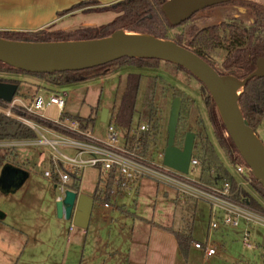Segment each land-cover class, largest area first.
Segmentation results:
<instances>
[{"label": "rangeland", "instance_id": "374dc122", "mask_svg": "<svg viewBox=\"0 0 264 264\" xmlns=\"http://www.w3.org/2000/svg\"><path fill=\"white\" fill-rule=\"evenodd\" d=\"M250 1L264 6V0ZM89 17L91 22L100 27L112 22L116 14L107 11L93 13L90 16H76L80 21L83 19L88 21ZM234 17H239L244 26L250 25L253 21L248 10L219 5L200 12L190 23L188 22L187 28L175 29L170 31L169 35L173 37L181 32L187 33L190 27H194L195 30L202 29L222 21H229ZM208 57L218 65L224 58V52L217 49ZM128 74L150 75L151 78L159 76L164 81V83L162 81L156 83L154 93V104L163 126L162 137H166L164 128L167 125L171 102L174 98H180L178 124H183L186 133L196 135L197 145L193 148V156H201L199 146V135H201L212 145L226 171L233 174L232 166L216 141L199 83L189 74L175 69L170 64L160 62L158 69L155 70L123 68L105 77H94L63 86L60 92L66 97L64 113L72 117L94 119L93 126L90 127L91 138L97 143L108 144V125L113 127L111 123L125 91ZM4 78H12L20 82L17 95L18 99L25 103L35 93L44 98L51 95V92L42 87L37 92L36 87L40 84L38 79L23 75L4 76ZM101 110L108 111L105 123L100 121ZM55 116L54 108L46 112L49 120L54 119ZM144 124H148L145 119L140 125ZM136 127L135 117L130 131L133 132ZM218 132L223 133V138L226 137L225 132L220 129ZM114 133L118 137L116 147L121 148L125 132L114 129ZM255 135L264 146V118L257 126ZM57 149L68 157L75 155L74 150ZM160 150L162 149L157 151ZM35 151L37 150L33 148H18L16 153L19 164L25 160L31 164L27 165V169H30L29 178L14 194L7 196L0 194V212L5 215L3 223H0V264H56L61 260L66 261L65 264L73 260L74 264H103L104 261H108V264L112 262L123 264L125 254L130 250L134 252L137 248L146 249L151 231L158 227L191 231L192 243L188 249L191 255L201 254L200 251H195V243L204 244L215 240L220 245L221 260L218 264H264V235L260 229H249L251 242L258 246L257 250L243 247L242 228L226 230L221 239L220 234L214 235L207 229L208 205L199 201H182L173 188L148 177H143L127 187L112 188L108 209L104 207L103 195L106 172L98 168L82 169L80 187L90 191L97 188V200L93 204L89 225L86 230H82L72 226L71 222L58 220L54 217L53 210H48L46 207L47 204L52 206L53 200L52 196H46L51 193L55 195L56 192L48 186V180L41 176L44 169H48L47 166L45 164L40 167L33 166L36 162ZM37 157L39 158V155ZM98 176L101 177V182L97 187ZM195 176V172L189 171L187 174L188 178ZM247 191L264 206V200L251 188ZM114 254H117L115 258ZM76 256L79 262L75 259ZM122 256L125 257L121 260ZM193 256L189 264H201L199 256L194 258Z\"/></svg>", "mask_w": 264, "mask_h": 264}, {"label": "trees", "instance_id": "16d2710c", "mask_svg": "<svg viewBox=\"0 0 264 264\" xmlns=\"http://www.w3.org/2000/svg\"><path fill=\"white\" fill-rule=\"evenodd\" d=\"M166 1L167 0H122L108 7L84 10L86 13L112 11L116 14V17L112 20V22L100 27H87L72 31H51L47 29L23 33L0 32V38L14 42L50 43L100 39L108 37L115 31L146 34L161 40H171L202 59L213 70H215L217 74L221 76L230 75L239 80H243L251 74L256 69L257 61L260 58H264L263 5L250 0H239L222 4L239 6L249 10L253 16V23L250 27L244 28L241 23L234 21L230 24H221L220 26L214 25L209 28L197 30H195L194 27H190L187 33L181 32L171 37L169 35L170 31L182 27L187 28L188 22L190 23L197 14L192 16L188 21L180 26L172 27L161 10L162 5ZM96 5V2L93 1L83 2L77 6V8H71L66 11V13L74 11L75 9L83 10L86 7H93ZM217 49L225 52L224 59L219 67L208 57ZM158 64H160V62L155 60H131L124 58L98 68L80 72L36 75L17 71L0 63V83L16 85L17 91L14 98H18L17 92L20 82L12 78H4V76L23 75L35 78L40 80V84L36 87L37 91L40 87H42L51 93H59L60 88L63 86L79 83L94 77H105L108 74L114 73L123 68L155 70L158 69ZM171 66L177 70L187 73L180 67L174 65ZM192 79L199 83L195 78L192 77ZM159 81L164 83L162 78L159 76L151 78L150 75L128 74L126 77L125 91L120 98L113 117V124L115 128L125 132L126 146H128L129 149L136 148V151L142 154H144L146 149H152L154 151L164 149L166 143V137H162L163 126L160 122V117H158L157 109L154 104L156 83ZM199 85L203 94L207 114L212 123L216 141L220 149L223 151L224 156L232 168L235 165L241 164L248 171V168L237 154L229 137L226 136L223 138V133L218 132L219 129L223 132L225 131L218 118L214 103L205 88L200 83ZM238 104L242 117L248 122L250 128L255 133L257 126L264 118V78H253L248 81L239 97ZM2 105L3 103L0 101V106L2 107ZM95 110H97V107ZM64 117L77 120L82 129H87L88 126H93L94 123V119L91 117L83 119L77 116L72 117L65 113ZM135 117L137 118V127L140 126L143 119L147 120V125L150 127L149 131L141 136V140L138 144L134 143V136L129 135V131ZM43 125L52 128L49 124L43 123ZM53 130L58 131L57 129ZM164 130L166 136V126ZM185 134L186 130L184 129L183 124H178L175 136V146L179 148L182 147ZM35 138V134L30 129L0 114V142L33 140ZM196 145L195 135L194 148H196ZM199 146L201 156H194V158L198 161L197 169L199 180L205 183L230 181L232 189L234 190L235 179L228 174L223 164L216 156L212 145L206 138H202L201 135H199ZM6 163L27 171V165L30 164L28 160L19 164V158L15 150L1 148L0 169ZM71 177L76 179V183L80 181V178H75L74 175H71ZM248 179L250 188L264 200V191L262 187L253 179L250 172L248 173ZM97 184H99V182ZM112 184L111 173L107 177L105 201H108ZM77 186L78 184H75V190H78ZM235 197L237 199L244 198L251 208L264 213L263 206L260 205L247 190L239 189ZM96 200L97 198L94 197V201ZM166 230L174 235L179 252L186 258L189 246L192 243L191 231H177L171 228Z\"/></svg>", "mask_w": 264, "mask_h": 264}, {"label": "water", "instance_id": "95a60500", "mask_svg": "<svg viewBox=\"0 0 264 264\" xmlns=\"http://www.w3.org/2000/svg\"><path fill=\"white\" fill-rule=\"evenodd\" d=\"M233 1L239 0H167L161 10L170 26L178 27L205 9ZM124 58L169 63L195 78L211 97L226 136L264 191V146L242 117L238 104L248 81L264 78V58L257 61L256 69L251 74L239 80L230 75L217 74L202 59L171 40H161L146 34L115 31L100 39L50 43L14 42L0 38V63L27 74L80 72ZM16 91V85L0 83V101L10 103ZM180 107L181 99L174 98L166 125L163 165L187 175L195 135L186 133L182 147L175 146ZM107 116L108 111L101 110L100 121L105 123ZM28 178V171L9 163L4 164L0 169V194H14ZM53 204L58 220L71 222L72 226L82 230L87 229L94 204L90 192L79 194L68 190ZM1 219L3 214L0 212Z\"/></svg>", "mask_w": 264, "mask_h": 264}, {"label": "built area", "instance_id": "2783aa9c", "mask_svg": "<svg viewBox=\"0 0 264 264\" xmlns=\"http://www.w3.org/2000/svg\"><path fill=\"white\" fill-rule=\"evenodd\" d=\"M66 97L61 92L51 93L44 98L35 94L23 102L13 98L10 103L0 106V114L12 119L30 129L36 136L33 140L3 141L0 149L33 148L40 150L41 159L38 166L43 163L48 169L43 171V177L56 183L59 200L69 189V184L76 183L80 178L81 170L85 168H98L107 175L112 173V188H123L135 184L143 177L154 179L158 183L173 188L178 197L185 201L203 202L209 207L207 229L214 232L220 227L229 230L242 228L241 244L248 250H257V245L251 242L249 229L258 228L264 235V213L251 208L244 198H236L239 189H249L247 169L239 164L233 167L235 189L230 181L205 183L197 175L188 178L163 165V150H148L144 154L129 149L126 146L125 135L123 145L117 148L118 137L114 133L115 126L108 125V144L95 142L90 135V127L82 129L80 123L64 117ZM54 108L56 116L49 120L46 112ZM49 124L52 128L43 125ZM114 128V129H113ZM147 124L138 126L130 136H134V143L138 144L141 136L149 131ZM53 129H57L55 131ZM117 130V129H116ZM134 144V145H135ZM74 150V157H68L59 152V149ZM198 161L191 156L189 171L197 174ZM187 173V174H188ZM71 185V184H70ZM111 188V189H112ZM112 190H110V194ZM115 195V194H114ZM108 208V204H104ZM264 208V206H263ZM194 249L203 253L205 258L216 255V250L208 242L195 243Z\"/></svg>", "mask_w": 264, "mask_h": 264}, {"label": "crops", "instance_id": "0c3cea01", "mask_svg": "<svg viewBox=\"0 0 264 264\" xmlns=\"http://www.w3.org/2000/svg\"><path fill=\"white\" fill-rule=\"evenodd\" d=\"M92 1L96 2L97 5L93 7L90 6L86 7L83 10L75 9L74 11L66 13V11L70 10L71 8H77V6H79L83 2H92ZM119 1L122 0H0V32L23 33V32H35V31L47 30V29L51 31H72L87 27H97L94 24V22L90 21L91 20L90 17L87 19L88 21H86V19L80 21L79 18L78 19L76 18V16L79 15L90 16L93 13L91 12L86 13L84 12V10L108 7L116 4ZM99 13H103V12H99ZM37 92H39V90ZM35 153H36V157H35L36 162L33 165H35L36 167H40L38 166V163L41 159L38 158L37 156L40 155L41 151L37 150L35 151ZM23 162L25 161H22V163ZM28 172H30V169H28ZM196 175L197 177L199 176L198 169ZM229 175L231 177H234V174H229ZM41 176L43 177V172L41 173ZM107 177L108 175L106 174V179L104 181L105 191L103 194L104 204H108L110 199V194H109L108 201H105ZM46 180H48L49 182L48 186H50L52 190H55L56 183L49 179ZM98 182L99 183L101 182L100 176H98ZM70 184H69V189L71 191H75V184L76 185L78 184L77 188L80 193H82L83 191H88L90 192V196L93 199V201H94V197L97 198V188L94 191L82 189L80 187V181L78 183H74V184L70 183ZM98 186L99 184H97V187ZM48 196H50V194L47 195L46 197ZM45 203L47 204L46 200ZM46 207L48 210L52 209L54 212L53 215L54 217H56L53 200H52V206L51 205L49 206L47 204ZM4 218L5 215H3V219L0 220V223H3L2 221L4 220ZM169 228L175 230L172 227H158L157 229H153L149 236L146 249L141 250L142 248L141 249L137 248L136 250H134V252L130 250L125 254L126 258L123 260L122 263L123 264H189V261L190 259H192L193 255H194L193 258L199 256L201 260V264H218V262L221 260L219 254L220 245L218 241L216 242L215 240H211V242L209 243L216 250L215 256L211 258H205L203 253L200 251L201 254L196 253L191 255V253H188L186 258L183 257L179 252V248L174 235L166 230ZM226 230L229 229L220 227L219 229L210 233L212 234L214 233V235L220 234L219 235L220 238L223 239ZM179 231H185V230L179 229ZM207 239H208V235H207ZM195 251H199V250H195ZM105 254H107V252H105ZM110 256L112 257V255ZM116 256L117 254H114V258ZM125 256H122L121 260ZM75 259L77 260V262H79V258L77 256L75 257ZM65 262L66 261L61 260L59 261V263L56 264H65ZM70 263L74 264V260L71 262L67 261V264ZM91 264H96V263H91ZM103 264H108V261H104ZM111 264H114V262H112Z\"/></svg>", "mask_w": 264, "mask_h": 264}, {"label": "flooded vegetation", "instance_id": "af4514ba", "mask_svg": "<svg viewBox=\"0 0 264 264\" xmlns=\"http://www.w3.org/2000/svg\"><path fill=\"white\" fill-rule=\"evenodd\" d=\"M223 6H232V7H235V8H241V9H244V10H247V9H245V8H242V7H239V6H234V5H223ZM249 11V10H248ZM249 13H250V11H249ZM251 14V13H250ZM252 16V15H251ZM253 17V16H252ZM234 21H237V22H239V23H241V25L244 27V28H247V27H250L251 25H252V23H253V21L251 22V24L249 25V24H247V25H243L242 24V20H240V18L239 17H234V18H232V19H230L229 21H222V22H220V23H218V24H214L215 26H220L221 24H230V23H232V22H234ZM214 25H211V26H207V27H203V28H209V27H212V26H214ZM202 28V29H203ZM220 51H223V50H220ZM224 52V51H223ZM224 56H225V52H224ZM224 59V58H223ZM223 59H222V61H223ZM222 61L218 64V67L220 66V64L222 63ZM186 135V134H185ZM185 137V136H184ZM53 191H55L56 192V194L54 195V194H52L51 193V195L50 196H52L51 198H53V201L57 198V196H58V191H57V189L55 188V190H53ZM75 192H77V193H79V194H81L80 192H79V190H75Z\"/></svg>", "mask_w": 264, "mask_h": 264}]
</instances>
